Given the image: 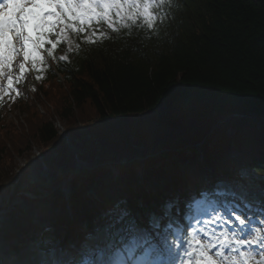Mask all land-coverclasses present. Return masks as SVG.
<instances>
[{
	"label": "trees",
	"instance_id": "obj_1",
	"mask_svg": "<svg viewBox=\"0 0 264 264\" xmlns=\"http://www.w3.org/2000/svg\"><path fill=\"white\" fill-rule=\"evenodd\" d=\"M157 15L153 29L118 21L77 34L70 61L48 56L35 90L11 103L15 122L0 105V191L9 193L14 155L36 145L40 159L26 168L37 181L24 169L15 192L25 184L40 197L47 188L38 201L71 212L40 229L43 240L106 228L128 240L131 226L150 227L165 204L187 210L195 185L212 192L214 177L242 188L249 177L264 180V0H165ZM54 118L79 142L75 154ZM42 163L53 167L49 180L39 177ZM140 183L142 193L132 187ZM30 230L21 232L38 240Z\"/></svg>",
	"mask_w": 264,
	"mask_h": 264
},
{
	"label": "snow or ice",
	"instance_id": "obj_2",
	"mask_svg": "<svg viewBox=\"0 0 264 264\" xmlns=\"http://www.w3.org/2000/svg\"><path fill=\"white\" fill-rule=\"evenodd\" d=\"M164 3L165 0H0L4 14L0 19V77L7 76L9 92L15 91L11 75L14 61H24L19 63L18 82L28 62L33 70L38 61L42 62V48L54 57L66 31L87 34L96 25L115 30L118 21L143 22L147 29H153L160 22L157 11ZM250 223L236 209L231 214L213 209L207 218L198 221L199 227H189L184 243L173 241L175 248L166 245L158 249L136 237L112 241L107 247L115 259L105 264H176L177 256L179 264H264V230L257 232Z\"/></svg>",
	"mask_w": 264,
	"mask_h": 264
},
{
	"label": "rangeland",
	"instance_id": "obj_3",
	"mask_svg": "<svg viewBox=\"0 0 264 264\" xmlns=\"http://www.w3.org/2000/svg\"><path fill=\"white\" fill-rule=\"evenodd\" d=\"M70 31H66L64 33L62 41H64L67 45V54H70L71 47L73 45V40L71 38ZM35 36V34H34ZM39 55L42 57V62L38 61V65H42L45 62L44 56L42 55L41 51L39 52ZM63 57V59H61ZM60 59L63 61H68L67 55L62 54L60 56ZM24 62L22 59H17L14 61V73L11 74L14 80L13 83V89L15 91H19V89H16V86H19L21 82L23 83H30L33 79L34 73L31 70V63L28 62L26 65V72L23 77L19 79V81H16V78L20 76L19 73V63ZM3 86H0V101H5V98L7 95L13 94L14 91L9 92L8 89V80L3 81ZM26 86L24 89H27ZM5 93H8L5 95ZM49 110H51L49 108ZM7 118L10 120V122H15L17 118H19L18 112H16L13 109H9ZM19 120V119H18ZM54 127L58 132L59 137L64 138L63 141L66 143V145L71 147H77L79 146V142L75 139H72L69 137V135L66 134L67 125L65 121L61 120L60 118H54L53 120ZM35 145V144H34ZM32 151L30 154H25L23 156H16L14 155L13 161H12V170L11 173H13L15 176L12 178V184L9 187V193H5L4 191H0V214L5 216L6 214H10L9 217L5 218V221L3 222L0 231V237H3L9 241L10 247H16L17 255L23 259L26 262H29V264H73L70 262H73L75 260L79 261L82 257L91 256L94 258V262H96L97 259L100 260L102 257V261H97L96 264H105L106 260H104L105 255V239L104 236H99L96 238H92L89 240H81L80 243L72 244L70 247H58L54 242L46 243L41 251H38L36 249V246H38V243L35 242L33 246H27V248H24L23 243H20L19 245L12 240V237L14 236V231L17 232L18 230L22 229L23 227H26L28 224L25 220H32L35 219L36 216L33 215V210L39 211L40 208L39 205H37L34 200H32V197L25 198L24 195H21V192H26V185L24 184L23 187L20 189L18 193H15V184L19 182V179L22 178V171L26 168V162L27 160H32L34 158L40 159V154L38 152V148L35 146L32 147ZM77 152L80 149H76ZM73 154H75L73 152ZM75 159L78 161L77 164L81 165L82 163L78 160V157L76 155ZM56 157V156H55ZM8 162H5V165H7ZM78 165V166H79ZM53 168V167H52ZM52 168H49L47 165L42 163L41 169L39 171V177L46 178V180H49V176L54 171ZM28 170V169H27ZM29 175H27L28 183L36 182V177L33 174V172L27 171ZM70 178V177H69ZM107 181V180H105ZM39 194L41 195V198H44L48 196V190L47 188H38ZM230 196H232L234 199L237 200V204L233 206V209L238 210V212H241L243 215H245L249 221L254 223V226H251L252 229H255L257 232H260L261 230H264V223L261 224L260 222L256 221L250 215H247V212L251 209L247 206V203L249 199L241 194L239 191H235L233 193H228ZM228 196V195H227ZM48 198V197H47ZM33 201L32 203L29 202ZM264 201V200H263ZM221 204V203H220ZM217 205V201H211L210 206H220L221 208H228L227 204L223 205ZM261 203L256 205L255 210H251L252 214L255 218H258L260 221H262V211L263 209L260 208ZM242 207H245L248 211H242ZM60 212V213H59ZM64 212H69L68 209H61L60 211H55L52 215H63ZM32 213V214H31ZM43 212L39 211L38 214H42ZM227 213V212H226ZM68 215V214H67ZM258 224V225H256ZM177 230L182 228V225L180 227H175ZM13 232H12V231ZM11 231V232H9ZM11 233V234H10ZM179 233V231H178ZM17 236V235H16ZM18 237V236H17ZM136 238L139 239H146L150 245L155 246L156 248H163L166 245L171 246L175 248V244L173 241H175L176 244H182L180 240L178 239V235L173 237L172 239L168 238L165 233H157L155 236H151L147 233L140 234ZM72 242V241H70ZM32 245V244H31ZM66 248V250H64ZM179 249H176L178 251ZM76 261V262H77Z\"/></svg>",
	"mask_w": 264,
	"mask_h": 264
},
{
	"label": "bare ground",
	"instance_id": "obj_4",
	"mask_svg": "<svg viewBox=\"0 0 264 264\" xmlns=\"http://www.w3.org/2000/svg\"><path fill=\"white\" fill-rule=\"evenodd\" d=\"M11 11H12V9H11ZM14 67H13V71H12V73L11 74H13L14 73ZM7 80V76H5V77H0V86H3V81L4 80ZM212 212V210H210V212L209 213H211ZM9 215L10 214H6L5 216H3L2 214H0V226H2V224H3V222L5 221V218H7V217H9ZM0 231H1V227H0ZM0 253H2L1 255H2V257L1 258H3V256L5 257V256H7L8 254H9V251L6 249V245L2 242V240L0 239ZM179 258V260H180V257H178ZM113 260L115 259L114 257L112 258ZM21 260V259H20ZM179 260L177 261V262H179ZM21 263H23V264H28V262H21ZM81 264H94L93 263V261H92V258H90V257H87V258H84L83 259V261H82V263Z\"/></svg>",
	"mask_w": 264,
	"mask_h": 264
}]
</instances>
